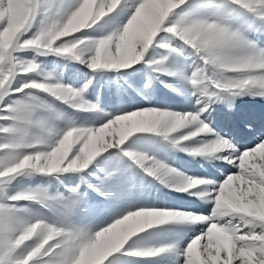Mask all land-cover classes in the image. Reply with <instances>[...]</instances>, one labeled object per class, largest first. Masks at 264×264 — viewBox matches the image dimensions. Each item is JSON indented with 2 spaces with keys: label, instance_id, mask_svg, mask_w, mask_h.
Here are the masks:
<instances>
[{
  "label": "snow or ice",
  "instance_id": "obj_1",
  "mask_svg": "<svg viewBox=\"0 0 264 264\" xmlns=\"http://www.w3.org/2000/svg\"><path fill=\"white\" fill-rule=\"evenodd\" d=\"M238 18L264 32V0H0V264H264V138L241 151L203 118L214 103L231 108L239 97L264 99V48L236 26ZM109 24L110 32L87 35ZM153 46L162 55L146 59ZM181 49L192 60L188 74L170 67ZM49 55L93 73L144 64L154 76L185 81L196 105L184 112L141 107L104 114L98 125L69 119L58 128L61 113L44 97L75 112L100 109L84 98L91 80L74 89L42 72L38 59ZM139 135L234 171L219 183L183 176L124 147ZM110 160H126L171 191L210 204L208 215L112 208L114 218L95 223L81 183L91 175L97 183L87 188L113 197L123 181L120 167L103 166ZM29 177L56 180L63 191L37 186L9 194L13 182ZM32 204L48 215L31 214ZM170 224L203 227L182 245L138 242Z\"/></svg>",
  "mask_w": 264,
  "mask_h": 264
},
{
  "label": "rangeland",
  "instance_id": "obj_2",
  "mask_svg": "<svg viewBox=\"0 0 264 264\" xmlns=\"http://www.w3.org/2000/svg\"><path fill=\"white\" fill-rule=\"evenodd\" d=\"M200 0H192V4L199 3ZM236 26L255 40L261 48L262 43L252 35L246 32V27L251 26L246 18H238L235 21ZM115 27L109 24L102 31H91L87 35L97 37L110 32ZM175 44V42H174ZM175 46L179 47L178 44ZM182 58L175 65L170 67L178 68L186 74L191 72L189 65L191 59H186L188 52L181 49ZM162 50L153 46L146 54V59H159ZM24 59H31V53L22 54ZM42 72L50 74L56 80H59L65 86L79 89L91 80L84 98L93 104L98 105V113L75 112L65 105L59 104L50 97H44L47 103L53 105L61 113V117L56 121L58 128H63L67 120H72L78 126H94L103 122L108 116H114L121 112L132 111L141 107L167 108L173 111H190L196 105V97L192 95L189 85L183 81L169 76H154L144 64H138L134 68L121 72H97L89 71L87 67L80 63L69 61L63 58L49 55L38 59ZM171 85V90L164 85ZM210 110L220 117L226 116V121L232 118V114L224 109L223 103H214ZM210 111V114H211ZM205 117V114H204ZM206 122V121H205ZM210 122H206L210 124ZM215 124V123H214ZM212 122L211 128L215 125ZM127 150L143 153L149 157L168 165L176 172L186 177L210 180L206 177L205 167L202 164L203 157L191 156L185 152L178 151L171 147L159 137L151 135L133 136L124 146ZM207 160V158H206ZM101 165H97L100 167ZM108 168L118 166L122 174V183L115 190L113 197H102L96 192L87 188V183H97L91 175L84 176V183H81V191L84 193V199L91 207V215L95 223L104 222L109 217L108 210L114 208L117 212L123 213L136 208L148 207L158 209H174L185 212H196L208 215L211 205L196 199L194 196L171 191L163 184L145 175L135 166L126 160L120 161L117 165L114 161L106 162ZM203 168V169H202ZM90 172L93 169L89 170ZM65 184L69 183L70 178L61 177ZM75 182L80 183V178H74ZM37 186L47 187L49 191H63V188L56 180H45L41 177L21 178L13 182L9 194L21 191L27 188ZM31 214L48 215L47 211L39 206L29 205ZM184 225L170 224L150 230L138 238L141 244H160L176 243L181 245L187 239L179 240L185 232ZM187 227V226H186ZM192 234L187 235L190 237Z\"/></svg>",
  "mask_w": 264,
  "mask_h": 264
},
{
  "label": "bare ground",
  "instance_id": "obj_3",
  "mask_svg": "<svg viewBox=\"0 0 264 264\" xmlns=\"http://www.w3.org/2000/svg\"><path fill=\"white\" fill-rule=\"evenodd\" d=\"M246 32L257 38L264 47V32L255 31L252 26H247ZM223 104L224 109L232 114V118L230 117L229 120L226 121V116L219 118V115L212 113L210 108L203 117L206 122L212 121L213 124L215 123L213 129L217 133L230 140L241 151L246 147H251L256 142L257 137L264 138V99L243 96L237 98L231 108L226 103ZM203 159H205L202 160L205 167L204 174L210 181L219 183L230 171H234L229 164L220 159ZM202 227V225H196L194 228L185 226L186 233L182 234L179 240L187 239V235H193Z\"/></svg>",
  "mask_w": 264,
  "mask_h": 264
}]
</instances>
